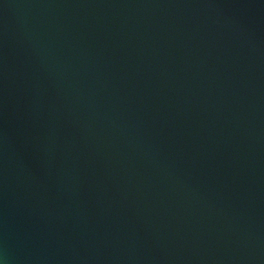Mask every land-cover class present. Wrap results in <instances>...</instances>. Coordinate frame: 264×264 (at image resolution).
Returning a JSON list of instances; mask_svg holds the SVG:
<instances>
[{"label": "water", "instance_id": "1", "mask_svg": "<svg viewBox=\"0 0 264 264\" xmlns=\"http://www.w3.org/2000/svg\"><path fill=\"white\" fill-rule=\"evenodd\" d=\"M5 264H264V0H0Z\"/></svg>", "mask_w": 264, "mask_h": 264}, {"label": "clouds", "instance_id": "2", "mask_svg": "<svg viewBox=\"0 0 264 264\" xmlns=\"http://www.w3.org/2000/svg\"><path fill=\"white\" fill-rule=\"evenodd\" d=\"M0 264H5L4 259L0 258Z\"/></svg>", "mask_w": 264, "mask_h": 264}]
</instances>
